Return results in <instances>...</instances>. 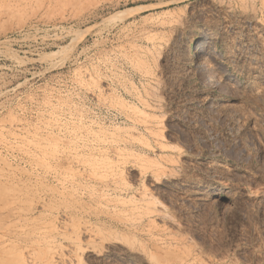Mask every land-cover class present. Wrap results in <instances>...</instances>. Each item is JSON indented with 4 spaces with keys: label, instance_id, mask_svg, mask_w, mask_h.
Instances as JSON below:
<instances>
[{
    "label": "rangeland",
    "instance_id": "rangeland-1",
    "mask_svg": "<svg viewBox=\"0 0 264 264\" xmlns=\"http://www.w3.org/2000/svg\"><path fill=\"white\" fill-rule=\"evenodd\" d=\"M0 196L13 264H264V0H0Z\"/></svg>",
    "mask_w": 264,
    "mask_h": 264
},
{
    "label": "bare ground",
    "instance_id": "bare-ground-1",
    "mask_svg": "<svg viewBox=\"0 0 264 264\" xmlns=\"http://www.w3.org/2000/svg\"><path fill=\"white\" fill-rule=\"evenodd\" d=\"M202 46H203V41L200 40L198 42H195L193 49L189 51L187 61H188L189 66L193 68V70L196 72L198 77L203 78V79H207L209 71L207 70L205 56L203 54H201ZM2 204H4V203H2ZM5 204H6V202H5ZM1 250H2V247H0V264L2 262L4 264H13L12 256L11 257L10 256L9 257L8 256H2Z\"/></svg>",
    "mask_w": 264,
    "mask_h": 264
}]
</instances>
